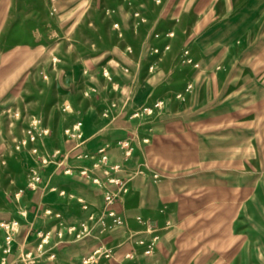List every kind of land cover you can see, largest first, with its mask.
Returning a JSON list of instances; mask_svg holds the SVG:
<instances>
[{"label":"rangeland","instance_id":"rangeland-1","mask_svg":"<svg viewBox=\"0 0 264 264\" xmlns=\"http://www.w3.org/2000/svg\"><path fill=\"white\" fill-rule=\"evenodd\" d=\"M34 120L48 132L31 154L16 146ZM77 121L80 140L65 133ZM189 128L200 148L173 150ZM169 140L180 143L158 149ZM100 146L141 221L168 194L195 190L197 174L207 191L255 180L254 216L247 202L240 219L264 244V0H0V221L17 220V235L30 196L41 201L20 251H2L0 227V264L46 257L38 231L66 254L82 252L67 228L102 206L100 186L78 173ZM31 169L40 174L32 188ZM263 251L244 264H264Z\"/></svg>","mask_w":264,"mask_h":264},{"label":"crops","instance_id":"crops-1","mask_svg":"<svg viewBox=\"0 0 264 264\" xmlns=\"http://www.w3.org/2000/svg\"><path fill=\"white\" fill-rule=\"evenodd\" d=\"M189 129L186 146L173 150L195 151L200 148L202 134L197 128ZM170 141L163 143L158 149L167 151L170 150L167 145L180 143V140ZM191 166L194 167L193 164ZM199 178L198 174L194 178V181H198L195 190L183 194L176 190L163 199L164 203H167L159 205L151 214V218L143 215L151 221V224H157L158 227L169 221L167 228L159 229V239L152 254H143V247L134 243L136 238H149L150 233L136 219L139 211L137 206L134 208L133 204L127 201L130 196V191H128L122 201L117 200L112 204V208L123 218L124 225L104 232L97 238L86 236L78 240L73 239L74 246L78 244L82 247V252L78 255L62 252L60 246L53 245L50 240L47 249L55 252V259H49L48 251H45L46 257L36 261L40 264L74 261L100 245L113 248L115 261H119L127 251L134 249L135 257L124 260L121 264H244L257 260V248L264 247V244L263 242L258 243L256 238L251 237L252 228L255 227L254 223L249 222L248 228H242L240 219L242 213H246L247 202L249 207L246 214L249 220L254 216L251 211V199L254 196L255 184L251 185V182L255 183V180L251 181L249 177L248 185L238 183L232 187L215 186L207 191L203 189V184L199 183ZM99 192L102 195V206L98 213L103 208L102 187L99 188ZM38 197L36 194L30 196L32 212L40 207L38 203L41 201ZM137 205L143 206L142 202ZM32 212L26 216L27 210H25L24 213L22 212L25 216H18L21 226L17 235L16 233L14 235L13 250L15 252L23 249L20 240L35 237L36 230L34 229L39 226H33L37 224H32V222L38 223L39 219L33 216ZM20 263L18 258L10 261V264Z\"/></svg>","mask_w":264,"mask_h":264},{"label":"built area","instance_id":"built-area-1","mask_svg":"<svg viewBox=\"0 0 264 264\" xmlns=\"http://www.w3.org/2000/svg\"><path fill=\"white\" fill-rule=\"evenodd\" d=\"M33 128L29 129L26 134V138L16 146L17 149L20 146H25L28 144L30 146L29 151L31 154H36L38 148L34 145L35 141L42 134H47V129H38L37 120L33 121ZM65 133L69 136L80 140L82 138L81 131V121H77L72 127L67 128ZM145 141H148L147 139ZM81 143V142H80ZM121 147L125 149V154L129 155L132 146L129 142L124 140L120 141ZM98 158L91 163L90 166H80L78 173L82 176L88 177L92 183L97 184L103 189V208L97 214H90L88 217V222L81 223V226L76 229L75 226L68 227V231L72 232L73 239L78 240L86 236H94L97 238L100 234L110 231L116 227L124 225V220L120 214H118L113 208L112 204L123 198V196L128 192V185L126 180L121 176L116 175V172L119 170V164H112L108 153L106 152L105 146H100L97 148ZM87 154H78L77 158H85ZM40 161L45 163L47 159L40 156ZM65 167V173H71V167H68L67 164L63 161L59 162ZM96 171H99L101 175H98ZM102 178H105L102 180ZM40 180V174L37 170L31 169L30 176V186L34 187ZM19 192L14 194L15 198H18ZM87 207V205H84ZM136 219L145 226V230L150 233L149 238H136L134 240L135 245L143 247V254L150 255L155 249L156 242L159 239L158 231L160 228H167L169 226V221H166L165 224L161 227H158L157 224H151L149 220H142L140 216H136ZM19 223L17 220H4L0 221V227L4 231V244L2 251L4 253H9L13 249L14 235L18 229ZM37 237L40 238L38 247L42 248L45 251H48V258L55 259V252L47 249V246L50 242V233L49 232H37ZM135 250L131 249L127 251L119 261L114 259V250L112 247L100 245L90 253L82 255L79 259L74 261L62 262L60 264H121L124 260L133 259L135 257ZM24 264H40L35 260L33 256H30V253H25L23 256Z\"/></svg>","mask_w":264,"mask_h":264}]
</instances>
